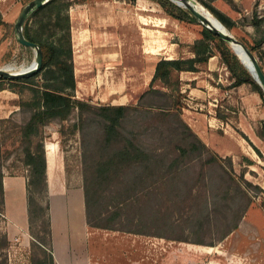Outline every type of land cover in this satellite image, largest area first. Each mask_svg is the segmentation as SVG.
Here are the masks:
<instances>
[{
    "label": "rangeland",
    "instance_id": "rangeland-1",
    "mask_svg": "<svg viewBox=\"0 0 264 264\" xmlns=\"http://www.w3.org/2000/svg\"><path fill=\"white\" fill-rule=\"evenodd\" d=\"M31 1L0 0V68L20 71L36 59V50L20 43L15 31L21 11ZM194 1L209 18L219 19L215 9L233 19L236 24L226 27L228 31L245 45L253 44L252 21L256 14L264 17V0ZM60 10L59 28L53 27L56 13L49 9L31 14V32L69 42L76 98L95 107L130 106L118 138L134 144L132 160L111 166L103 163L108 154L97 144L103 137V119L90 110L74 106L65 119L57 115L43 126L44 145L60 144L68 185L80 184L84 192L79 207L83 224L77 229L76 221L70 220L63 227L58 220L61 262L264 264L260 94L248 83L235 86L218 52L199 62L198 71L173 69L168 83L153 81L162 58L195 56L194 43L204 26L174 18L157 0H65ZM50 14L53 20L48 23ZM258 54L264 56V46ZM39 81L44 85L40 77ZM110 87L122 91L104 99ZM34 100L31 86L0 79L4 176L26 174L28 150L37 149L38 138L22 136ZM32 192L40 206L49 203L52 220L49 187L48 193L35 187ZM63 200L56 202L61 214L60 206L67 209ZM40 206H35L32 231L29 222L31 240L23 241L20 234L11 240L0 200V238L7 234L10 240L0 249V264H50Z\"/></svg>",
    "mask_w": 264,
    "mask_h": 264
},
{
    "label": "trees",
    "instance_id": "trees-1",
    "mask_svg": "<svg viewBox=\"0 0 264 264\" xmlns=\"http://www.w3.org/2000/svg\"><path fill=\"white\" fill-rule=\"evenodd\" d=\"M161 7L174 18L199 24L198 18L186 7L179 5L173 0H157ZM65 3V0H50L38 9H36L31 16L49 9L53 14L56 13L54 20L52 15H49V21H52L53 27L59 28L62 20L61 5ZM64 6V5H63ZM214 13L219 17L223 24L228 28H233L236 24L233 19L220 13L219 11L212 9ZM25 23L24 34L31 41L37 42L41 45L43 50V64L40 70L34 73H30L24 76L16 78H6L10 82L22 81L26 85L31 86L35 93V100L32 103L33 111L32 115L23 127L22 136L30 138H38L37 149L34 152L28 150L26 164L29 167L30 176L28 175V214L30 222V230L33 227V219L37 211L35 206H40L37 203V199L32 192V188H38L43 192L48 193V179H47V157L46 149L43 143L42 128L57 115H62L65 119L70 110L75 106L82 109H88L100 116L103 119L104 132L103 137L97 144L106 150L108 156L103 160V163L111 165L117 163H128L134 157L130 153V148L133 147L131 141H127V144L122 143L119 135V127L122 124V120L128 115L130 106L128 105H113L105 104L98 107L91 106L85 101L75 97L76 80L74 70L71 64V48L69 42L66 44L61 39L57 41L55 39L45 38L41 32H31V26H29V20ZM3 22L2 15L0 13V24ZM47 23V24H48ZM252 24L255 27L256 34L252 45H248L250 50L256 54L264 69L263 59L264 56H259L258 51L264 46V17L254 15ZM70 27V26H69ZM68 28V26H67ZM202 37L197 39L194 43V57L189 58H162L159 60L155 67V73L153 81L162 80L164 83H168L171 77L173 69L180 71H198V63L209 59L214 52H218L228 69L234 76L233 84L235 86L243 83L250 84L255 91L264 99V88L256 80L253 73L249 70L238 55L231 49L229 43L222 39L219 35L207 27H202ZM39 77L43 80L44 85H39ZM5 77H1L3 79ZM157 91V90H156ZM154 91V92H156ZM161 112H166L164 107H159ZM151 109V108H149ZM264 124V122H263ZM195 139L201 141L194 135ZM201 148H206L205 143L202 141ZM106 171L100 168V172ZM4 174L0 171V200L2 204V212L4 211V186H3ZM87 198V193H86ZM40 214L45 216L48 247H45V251L49 255V263L55 264L53 254V233H52V221L50 215V205L46 204L45 207H38ZM1 213V212H0ZM32 231V230H31ZM34 243L38 240L33 236ZM10 245V240L7 234H4L0 238V249H6Z\"/></svg>",
    "mask_w": 264,
    "mask_h": 264
},
{
    "label": "crops",
    "instance_id": "crops-1",
    "mask_svg": "<svg viewBox=\"0 0 264 264\" xmlns=\"http://www.w3.org/2000/svg\"><path fill=\"white\" fill-rule=\"evenodd\" d=\"M122 89L110 87L106 90L103 98H107L113 93H120ZM124 97V96H123ZM118 101V99H114ZM52 144V149L55 158V169L52 180L49 175V150L48 146ZM46 157H47V176H48V187L51 197V213H52V231L54 233V254L56 264H63L59 257V249L57 248V226L59 217L61 218V225L63 222V227L66 221L72 220V223L76 221L74 225H79L84 222V215L81 219V209H79L81 203L80 198L84 196L83 188L81 185L70 186L66 180V162L61 152L60 144L56 141L46 142ZM28 171L26 174L18 176H4L3 186H4V197H5V217L7 219L6 231L11 240H13L17 235L20 234L22 240H31L29 233V216H28V202H27V184H28ZM65 198V203L67 204V209L61 208L62 214L57 211L58 205L56 202H63ZM64 203V204H65ZM61 214H59V213ZM59 232V230H58ZM14 237V238H13ZM73 256V254H72ZM71 257V256H70Z\"/></svg>",
    "mask_w": 264,
    "mask_h": 264
},
{
    "label": "water",
    "instance_id": "water-1",
    "mask_svg": "<svg viewBox=\"0 0 264 264\" xmlns=\"http://www.w3.org/2000/svg\"><path fill=\"white\" fill-rule=\"evenodd\" d=\"M50 0H32L28 3L24 9L21 11L18 20L15 24V31L17 34V38L20 43L23 45L32 47L36 50V59L26 67L25 69H21L20 71H13L11 68H0V76L6 78H16L19 76H24L30 73L37 72L40 70L43 64V50L41 45L37 42L31 41L24 34V24L27 18L39 7L44 5ZM179 5H182L188 8L197 18L198 20L208 29L213 31L215 34L219 35L222 39L227 41L233 47L234 51L238 54L240 59L248 65L249 70L253 73L256 80L262 85L264 88V70L259 62L256 55L250 50V48L245 45L242 41L237 39L232 33L228 31L226 26L217 19V21H213L208 17V13H205L204 10L200 9L194 0H173ZM245 54L243 57L241 55ZM248 61V62H247Z\"/></svg>",
    "mask_w": 264,
    "mask_h": 264
},
{
    "label": "bare ground",
    "instance_id": "bare-ground-1",
    "mask_svg": "<svg viewBox=\"0 0 264 264\" xmlns=\"http://www.w3.org/2000/svg\"><path fill=\"white\" fill-rule=\"evenodd\" d=\"M210 19H212L213 21H217L218 18L215 17V20L213 18H210ZM241 56L245 57L246 55L243 54ZM48 150H49V154H48V156H49V175H50V179L52 180L53 175H54V169H55V158H54V152L52 149V144H49Z\"/></svg>",
    "mask_w": 264,
    "mask_h": 264
}]
</instances>
